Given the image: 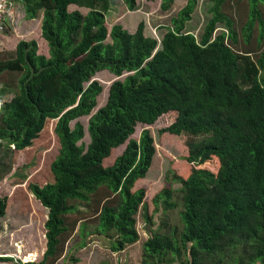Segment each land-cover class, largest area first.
Returning a JSON list of instances; mask_svg holds the SVG:
<instances>
[{
    "label": "trees",
    "instance_id": "obj_1",
    "mask_svg": "<svg viewBox=\"0 0 264 264\" xmlns=\"http://www.w3.org/2000/svg\"><path fill=\"white\" fill-rule=\"evenodd\" d=\"M19 1L26 20L42 14L49 57L37 54L35 40H18L14 57L0 60V74H21L0 112V168L7 152L32 148L51 121L59 144L51 181L27 185L48 211L36 264H56L73 234L82 236L94 220V232L109 238L113 252L139 243L137 217L143 211L147 224L152 217L144 188H135L156 151L149 130L139 141L132 136L138 124L153 125L168 113L174 121L160 133L184 138L182 161L191 171L186 178L169 171L177 187L166 186L152 199L156 212L161 203L173 209L177 193L180 227L168 234L150 230L143 264H176L182 257L180 264H264V0H245V46L255 25L258 33L256 46L244 51L235 48L234 23L222 11L226 0H209L210 17L198 39L184 30L198 0H186L160 42L144 34L143 22L134 32L109 29L112 0ZM121 1L129 11L138 9V0ZM173 2L161 0V10ZM70 5L87 12H70ZM218 26L223 30L213 34ZM101 71L131 74L112 82L106 103L91 113L103 88L90 79ZM87 116L85 146L76 120ZM125 144L122 155L104 166ZM7 209V197H0V219ZM5 261L11 258L0 257Z\"/></svg>",
    "mask_w": 264,
    "mask_h": 264
},
{
    "label": "rangeland",
    "instance_id": "obj_2",
    "mask_svg": "<svg viewBox=\"0 0 264 264\" xmlns=\"http://www.w3.org/2000/svg\"><path fill=\"white\" fill-rule=\"evenodd\" d=\"M186 0H174L168 11H162L160 8L161 0H138V9L129 11L121 0H112L109 11L107 12L105 22L110 29L113 25H121L123 28L134 32L141 22L144 23V34L157 38L160 42L162 34L166 27L170 26V21L176 16L178 11L185 5ZM209 0H198V3L191 15V19L185 24V31L193 33L196 39L199 38L204 26L209 20ZM264 17V5L259 6ZM21 4L18 5V11L23 17L20 24L9 23L5 27L4 35L0 37V52H4L6 57L10 54L12 44L15 40L37 38L39 39L38 54L49 57L47 41L41 37L42 14L36 19L25 20ZM75 8L70 6L71 12ZM230 20L234 23L237 32L238 43L236 50L244 51L256 46V37L258 33L255 25L250 39L249 46L243 42L242 30L240 29L248 15V4L245 0H226L222 8ZM87 10H80L84 15ZM13 17H11L12 19ZM7 19V17H6ZM28 27V28H27ZM223 30L218 26L213 34ZM23 37V38H22ZM8 40H11L8 43ZM109 39H107L108 41ZM3 41V42H2ZM264 43L262 44V47ZM7 49V50H5ZM14 57V56H13ZM124 73L116 77L108 71H101L90 80L97 81L102 86V92L97 99V106L91 113L96 112L107 100L108 90L112 82L123 81L127 75ZM17 75L9 76L6 82H16ZM4 82V80H3ZM13 90L15 87L13 86ZM174 113H168L161 116L153 125L138 124L132 139L140 140L144 130H149L154 140L155 157L152 165L142 181H138L136 188H144L145 199L148 203V212L152 217L150 224L145 223L143 211L139 213L137 220V229L139 232V243L127 247L121 252H113L110 248L111 242L108 237L94 232V221L87 223L84 227L82 236L79 237V231L70 238L65 247L62 258L56 264H143V246L149 237V231L168 234L172 228L179 223L180 196L174 193L172 201L177 204L173 209H164V204H160V212H156L152 199L166 186L177 187L169 171L176 175L186 178L190 174V166L183 163L182 159L186 157L187 151L180 138L161 134L160 130L169 126L174 121ZM87 117L78 118L83 127V138L81 143L88 144L86 133ZM53 121L49 122L44 133L34 141L33 147L20 153H8V156L2 162L4 168H0V197H7L8 209L3 218L0 219V257H9L11 261L0 262V264H17L16 261L31 263L34 259L39 263L42 258V249L45 246L43 224L47 219L48 211L29 193L28 184H38L43 186L51 181L49 174L50 165L56 158L59 150V144L53 133ZM75 122L70 124L73 127ZM126 145L119 147L111 153L109 160L104 162V166H110L114 159L122 155ZM5 151L2 152V154ZM210 170L215 169V165H208ZM3 176V177H2ZM181 229H178L180 231ZM84 242L85 246L78 248ZM33 255L28 257V255ZM184 257L176 264H180Z\"/></svg>",
    "mask_w": 264,
    "mask_h": 264
},
{
    "label": "crops",
    "instance_id": "obj_3",
    "mask_svg": "<svg viewBox=\"0 0 264 264\" xmlns=\"http://www.w3.org/2000/svg\"><path fill=\"white\" fill-rule=\"evenodd\" d=\"M13 4H14V13H12L11 15H9L8 17H7V19H6V22H5V26L7 25V24H9V23H11L12 21V23H15V24H20L21 23V21H22V15L19 13V12H17L18 11V5L19 4H21L20 3V1L19 0H13V2H12ZM70 6H74V5H70ZM69 6V7H70ZM21 7H22V5H21ZM74 10H78L79 12H80V10H82L83 8H77L76 6H74ZM23 10V9H22ZM73 10V11H74ZM84 10H86V9H84ZM23 15H24V13H23ZM11 17H13L12 19H11ZM26 20V19H25ZM3 27V28H5L6 29V27ZM28 28V27H27ZM4 29V30H5ZM4 31H2V32H0V34L1 33H3ZM41 35V34H40ZM3 36L6 38V39H9L6 35H4V33H3ZM41 37H42V35H41ZM23 38V37H22ZM44 38L42 37V40H43ZM19 40H24V39H19ZM29 40H35L36 41V43H37V47H39V49H40V46H39V44H40V42H39V39H37V38H34V39H32V38H29V39H26L25 41H29ZM45 40V39H44ZM11 40H8V43L10 42ZM18 40H15L14 41V43L12 44V47H11V50H10V54L8 55V57H6V55H5V53L4 52H2V53H0V60L1 59H4V57H6V60L7 59H11V58H13V56H14V49H15V44H16V42H17ZM3 42V41H2ZM45 42H46V40H45ZM39 43V44H38ZM0 50L2 51V49L0 48ZM5 50H7V49H5ZM4 53V54H3ZM37 54H38V48H37ZM38 55H42V54H38ZM46 57V56H45ZM12 75H17V77H16V81H17V79H19V77H20V73H3V74H0V84H1V87H0V98H1V100L3 101V104H2V106H1V109H2V107H3V105H5L10 99H11V97H12V93L13 92H15L16 91V82L14 83V85H13V83H11V84H9V91H5V89H6V81H5V79L7 78V77H9V76H12ZM4 76V77H3ZM5 78V79H4ZM3 80H4V82H3ZM13 86L15 87V90H13ZM7 90V89H6ZM12 146H10L9 147V149L10 150H12Z\"/></svg>",
    "mask_w": 264,
    "mask_h": 264
},
{
    "label": "built area",
    "instance_id": "obj_4",
    "mask_svg": "<svg viewBox=\"0 0 264 264\" xmlns=\"http://www.w3.org/2000/svg\"><path fill=\"white\" fill-rule=\"evenodd\" d=\"M12 2L13 0H0V32L5 25L6 17L14 13V4ZM2 104L3 101L0 98V112Z\"/></svg>",
    "mask_w": 264,
    "mask_h": 264
},
{
    "label": "clouds",
    "instance_id": "obj_5",
    "mask_svg": "<svg viewBox=\"0 0 264 264\" xmlns=\"http://www.w3.org/2000/svg\"><path fill=\"white\" fill-rule=\"evenodd\" d=\"M157 39V38H156Z\"/></svg>",
    "mask_w": 264,
    "mask_h": 264
}]
</instances>
